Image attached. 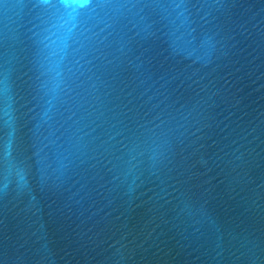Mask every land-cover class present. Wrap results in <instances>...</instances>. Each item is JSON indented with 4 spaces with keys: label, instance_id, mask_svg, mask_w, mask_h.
Instances as JSON below:
<instances>
[{
    "label": "water",
    "instance_id": "water-1",
    "mask_svg": "<svg viewBox=\"0 0 264 264\" xmlns=\"http://www.w3.org/2000/svg\"><path fill=\"white\" fill-rule=\"evenodd\" d=\"M0 264H264V0H0Z\"/></svg>",
    "mask_w": 264,
    "mask_h": 264
}]
</instances>
